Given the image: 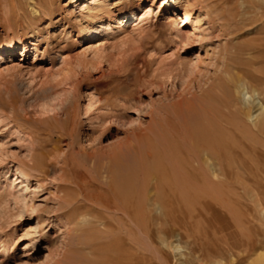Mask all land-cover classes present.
<instances>
[{"label":"rangeland","instance_id":"1","mask_svg":"<svg viewBox=\"0 0 264 264\" xmlns=\"http://www.w3.org/2000/svg\"><path fill=\"white\" fill-rule=\"evenodd\" d=\"M91 1L0 0V264H264V131L234 109L264 103V0H104L122 23L86 38ZM207 138L225 173L170 191ZM68 177L79 203L59 210Z\"/></svg>","mask_w":264,"mask_h":264},{"label":"bare ground","instance_id":"2","mask_svg":"<svg viewBox=\"0 0 264 264\" xmlns=\"http://www.w3.org/2000/svg\"><path fill=\"white\" fill-rule=\"evenodd\" d=\"M75 1L76 0H70V2H75ZM91 4L93 5L92 8H89L88 5H86L83 8L84 9V12H86V14L84 15V18L87 19V20H90V21L86 22V25H85L84 29H82V31L84 33V37L86 36V38H94V37H96V36H98V35H100L102 33H104L105 35H111V34H113L115 32L116 28L118 27L117 24L119 25L120 23H122V20L120 21L119 18H115L113 16V12L111 11V8L113 6H117L116 5V4H118L117 1H114V3H112V6H111V3L106 2L104 0H92L91 1ZM46 8H48V7L46 6ZM48 11H49V9H48ZM137 11H140L142 13V16L148 13L147 7H141V5H139V4L132 5V6L129 7V9L121 12V14L123 15V18L122 19L130 20V19L134 18L135 15H136V13H137ZM183 18H184V20L187 19V16L184 13H183ZM109 22H115L117 24L113 26L112 24L109 25ZM26 45H27L26 42H24V43L21 44V48L23 49V52L27 48ZM37 45L38 44L34 45V47L36 48ZM15 46H16L15 44L14 45L13 44H10V46L9 45H3L2 47H0V59H2L3 58L2 55L5 52H8L9 50H11L12 51V54H14L15 53ZM194 59L195 60H198L196 56L194 57ZM227 80L229 81V83H231V82L234 83V85H233L234 86V91L236 93H239V89L237 88V85H238L237 82L240 84V79L239 78L230 77V78H227ZM225 89H227V88H225ZM244 89L245 88H244V85L242 83V90L241 91H243ZM242 96L245 98V101H246L245 103H243V107L244 108L241 109V108H238V107H235L234 106V109H235V111L237 113H239L240 117L243 114L245 118H247L248 120L251 121L252 126L250 125V127H247V125H246V127L248 128L247 131L251 130V132H252L254 130V128H257L258 130H263L264 131V103L259 98V93L256 90H253L251 95H248L247 92H243L242 93ZM231 97H233V96H231ZM225 107H227V106H225ZM58 112H59L58 114L64 113L66 115L67 114L66 113V107L65 106H62V108H60ZM229 112H230V110H229ZM58 114H56L53 117L55 118ZM204 138H206V137H204ZM199 141H200V139H199ZM206 143H207V147H206L207 149L206 150H203L204 152L202 153L201 157H199L197 155H194V156H196V159L195 160L193 159L190 163L187 162L189 164H186L185 163L187 165V168H188L189 171L187 170L188 173L185 174V178H184V181H183L184 183L183 184H178L177 181L172 182L170 179H167V180L164 181L165 187H167L170 191H172V189H175L176 190L177 187L180 186V187H183L185 190L190 191L191 188L193 187V185L191 183V180H192V174L191 173L193 172V170H196V169L198 170V166L200 168H205L209 164V162H210L209 165L211 167V174H212L213 177H217L218 174H221L222 172L225 171L224 163L221 162L222 160H224L223 159L224 158L223 157L224 156V150H225V148H227V145L225 144V142H223V140H218V139H217V142L215 140H212V142H211L209 140V138H207ZM147 145H152V144H151V142H147ZM130 147L132 148V146H130L128 143L127 144H124L123 146L120 145L118 148H115L112 151V155L110 154L109 156L106 157L105 160H107V161L104 162V169L107 172V175H106L105 178H106V181L108 183V186L112 187L113 184H114V181H113L114 180V178H113V172H114V169L116 170L115 167H124L125 166V163H126V160H127L126 157H125V155L130 152ZM193 149H194V147H193ZM209 149L211 150L212 153H214L215 156H214L213 159H215L216 162H217V164H219L218 166L216 165V162L215 161L210 160L207 157L208 154L210 153V152L208 153ZM196 154H198V153H196ZM91 157L92 156H90L89 158H91ZM218 162H221V163H218ZM177 163H179V162H177ZM200 168H199V170H200ZM191 169H193V170L190 171ZM218 170L220 171V173H217ZM4 173L7 174L8 171H4ZM173 173H174V170H173ZM173 173H172V175H173ZM14 174L16 175L17 178H24V179L25 178L26 179L28 178V174H26L23 171L16 170L14 172ZM161 174H162V171H161ZM166 177H168V176H166ZM161 179L163 180L164 178L161 177ZM62 180H63V184L60 186L61 187L62 195L58 197V200H59L58 201L59 210H65L67 208H69V209H71V208L75 209L77 207L78 203H79V196H80L79 193L77 191H75V189H73V184H75L76 181L73 180V179H70L69 177L68 178H63ZM172 180H175V179L173 178ZM123 184H124V187H126V188L129 185V181L125 177L123 178ZM73 190H74V193L72 192ZM75 192H77V193H75ZM176 194H177V191H176ZM123 198H124V196H123ZM132 200H133V198H132ZM183 200H185V199L183 198ZM105 206H106V208H108L107 205H105ZM57 212H59V211H57ZM124 212H125V215H127V211H124ZM67 213L68 212H66V214ZM23 263H25V262H23Z\"/></svg>","mask_w":264,"mask_h":264}]
</instances>
